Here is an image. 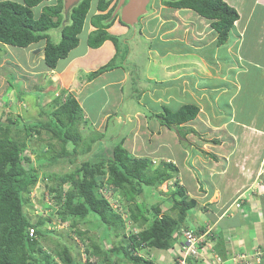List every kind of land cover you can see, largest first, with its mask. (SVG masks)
Listing matches in <instances>:
<instances>
[{
	"label": "crops",
	"instance_id": "obj_1",
	"mask_svg": "<svg viewBox=\"0 0 264 264\" xmlns=\"http://www.w3.org/2000/svg\"><path fill=\"white\" fill-rule=\"evenodd\" d=\"M224 1L237 10L240 19L226 44L220 47L216 45L218 34L212 28L214 21L189 9L166 6L164 0H151V8L153 3L156 4L152 18V21H157L154 27L146 29L151 26L147 24L152 22L148 19L151 17L149 11L142 16L144 21L139 32V22L135 25L123 23L121 11L124 3L116 18L112 15L119 9L113 11L109 21L115 19L114 23L106 30L118 39V44L109 40L100 48L93 49L88 46L89 35L98 30L93 20L96 16L108 14L115 4L112 1L106 12H100L96 9L97 0H93L83 29H87L86 41L83 43L80 40L79 46L67 59L61 60L55 70L46 67L42 76L47 74L51 78L47 83L51 82V85L58 86L59 91L71 92L75 96L83 111L84 125L93 128L103 123L106 129L98 133H105L107 128L109 130L110 120L118 116V108L123 106L125 85L130 81L125 61L118 59L121 42L134 41L137 34L149 37L145 40H150L149 46L153 44V48L148 50L152 61L146 67V80L152 83V87L147 94L144 91L143 96H149L151 100L154 98L161 105L151 110L149 116L143 115L144 121H139L141 144H135L139 130L126 132V135L122 133L121 137L125 139L124 147L131 154L145 153L149 155L145 158H157L160 163L171 162L176 167V174L183 180L189 176L196 177L194 181L197 184H193L186 193L195 205L188 212L183 226L203 231L210 229L215 238L211 240L212 250L209 247L204 250L205 259L193 260L192 264H212L215 254L222 259L221 264H235L231 260L234 256L248 258L258 251L264 253V103L253 110L248 119L238 116L243 110L250 112V109L247 110L250 107L243 108L247 104L239 99L242 93L253 97L264 96V0ZM56 2L49 0L42 3L37 7L39 14L42 8ZM143 28L147 33L143 32ZM131 31L134 35L128 41ZM32 46L16 52L15 57H21L24 64H32L40 56L41 69L45 43L36 48ZM208 48L211 49L207 51ZM223 48L226 49L225 57H222ZM37 50L38 53L35 52ZM29 51L32 53L29 54ZM35 54L38 55L35 57ZM128 57L131 55L128 54ZM113 60L117 68L92 81L87 79V75ZM81 72L86 74V79L77 80ZM221 100L224 102L221 103ZM171 101L181 105L172 110L169 108ZM189 104L199 106L200 113L186 125L195 123L194 128L201 129L205 134L196 131L200 135V145H196L199 150L186 149L185 155H179L176 148L171 151L166 149L173 145L179 147L177 134L162 126L156 114L163 113L166 108L177 111ZM259 114L262 119L258 118ZM122 118L123 115L116 119L118 127H122ZM130 118L132 125L129 128L137 129L138 112L129 114ZM152 121H155L154 125H151ZM151 126L154 128L152 132ZM179 150L184 151L180 147ZM237 203H241V209L236 208ZM182 243L183 239L179 237L171 250H150L149 261L153 264H175V252L177 254ZM261 257V264H264V255ZM259 263L253 260V264Z\"/></svg>",
	"mask_w": 264,
	"mask_h": 264
},
{
	"label": "trees",
	"instance_id": "obj_2",
	"mask_svg": "<svg viewBox=\"0 0 264 264\" xmlns=\"http://www.w3.org/2000/svg\"><path fill=\"white\" fill-rule=\"evenodd\" d=\"M47 1L49 0L0 2V44L27 49L31 45L44 42V64L48 69L55 70L59 62L67 59L79 46L80 35L93 0H83L74 7L69 15V23L64 27V0H57L55 5L42 8L41 14H35L34 9ZM111 3L112 0H97L96 9L106 12ZM163 3L176 9L192 10L199 16L214 21L212 28L218 34L216 42L218 47L226 44L235 23L240 19L237 10L224 0H164ZM113 11L114 9L106 15L94 18L93 22L98 30L89 35L90 48L98 49L109 40L118 44V39L106 31L114 23L115 19L109 21ZM52 30H60L61 39L58 43L50 39L49 32ZM115 68L117 65L113 60L90 73L88 78L92 81ZM66 94L67 91L63 90L60 97L54 99L50 111L42 110V114L47 117L46 121H37L28 125H21L18 121L12 120L9 123H1L0 264H80L75 262L74 254L68 245L62 244L59 250L53 252L47 250L41 241L54 232L45 229V219L32 222L24 208L39 178L32 159L25 153L30 145L27 141L28 136L30 138L37 128H41L61 142V150L50 158L47 165L54 166L59 160H69L74 163L78 158L75 140L84 137L83 111L75 96L67 94L68 98ZM65 96H67L66 100H64ZM199 113V106L189 104L177 111L166 108L163 113L156 114V118L162 126L179 133L184 138L188 133L193 132V129L185 125L193 121ZM23 131L25 136L22 137L20 134ZM104 134H100L102 140H105ZM124 141L125 139L122 138L117 142L113 157L108 160L105 167L104 164L97 168L94 165L84 166L59 178L61 186L67 183L72 186L58 211L63 223L66 222L65 218H93L101 230L103 228L105 231L101 239L113 236V231L126 229L129 223L132 226L138 225L139 229L142 228L140 233H131L128 237L130 240L128 248L105 249L103 245L92 243L85 249L86 261L81 264H126L113 258L115 250L120 252L125 262L129 260L133 264H153L137 252L146 248L148 251L173 249L177 239L182 237L180 230L187 222L188 212L195 205L194 201L185 199L186 189L178 185L175 165L171 162H161L155 167V163L150 158L131 154L124 147ZM88 146L91 148V145ZM40 166H43L42 162ZM106 171L108 177L100 184L96 178L104 177ZM170 181H175L178 187L173 191V196L178 194L184 197L181 201H175L174 198L173 203L168 200V203L174 205L172 208L178 210L176 215L159 213L158 205L149 207L146 206V202L136 203L138 194L144 195L145 190L153 194L154 189ZM103 188L108 191L111 189L110 196L117 202H121L122 197H125L128 204L122 205L121 202L119 208L120 211L124 210L128 214L127 218H123L124 213L116 211L110 202V196L101 191ZM59 190L53 187L49 192L53 195L52 200L56 198L57 203L60 204L62 194ZM132 204H135V207ZM150 214L154 216L153 223L149 228H145L150 222ZM31 230L34 231L32 236ZM212 238L214 239L215 236ZM260 260L263 261V258L261 257ZM190 262L194 263L193 259Z\"/></svg>",
	"mask_w": 264,
	"mask_h": 264
},
{
	"label": "rangeland",
	"instance_id": "obj_3",
	"mask_svg": "<svg viewBox=\"0 0 264 264\" xmlns=\"http://www.w3.org/2000/svg\"><path fill=\"white\" fill-rule=\"evenodd\" d=\"M2 1H7V0H0V2ZM9 1L21 2L22 0H9ZM154 5L156 6V4L153 3L152 8L151 5H149L148 7V11L151 15V17L148 19H150L151 21L152 18H154V13L156 11L153 10V8L155 7ZM34 12L36 15H38L39 9L38 8L35 9ZM64 19L66 22L69 21V19L66 16L64 17ZM142 19L143 17L140 19L137 25L138 27L137 32H139V29L142 28L141 25H143V21H144ZM156 23H157L156 20L149 22L147 25L150 26L151 24V26L149 28L147 27L146 29H150L154 27ZM143 32H146L144 28H143ZM132 35H134V31H131V33H129L128 41L129 38L132 37ZM49 36L53 42L58 43L61 39L60 30L50 31ZM86 38H87V29H85L81 34L80 40L84 43L86 41ZM145 38H149V37H147L146 34L144 35L137 34L136 40L129 42L126 41V44L124 42H121L120 57L118 59L121 61L122 60L125 61L126 64L125 67L128 68L130 81L127 85H125V90H124L125 96L122 103L123 106L118 108L117 111L115 107L111 106L112 109L114 108L113 110L116 111V113H118L119 117L123 115L122 124H121L122 127L117 126L116 119L118 116L116 115L115 119L110 120L111 122L109 123V126H107L109 127V130L107 128V131L104 134V138L106 141L102 140L100 133H98L105 131L106 126L103 123L101 125L100 123L98 125L96 124V127L94 126L93 128L84 125L82 126L84 128L83 139L75 140L77 145L76 146L77 153H78V158L75 160V162L72 163L69 160H59L56 163V165L51 166V165H47V163L49 162L50 158H52L58 151L61 150V142L59 140L54 139L51 133L41 128H37L35 132H33L30 138L29 136L27 137V141L29 142L30 145L28 146V150L25 153L27 154L28 157L32 159L33 166L36 167L38 170L39 178L37 185L30 192L29 202L25 204L24 207L25 212L29 217V219L34 223H36L40 219H45L46 220L45 229L54 232V234H49L48 237L44 238V240L42 239L41 241L42 245L47 250L53 252L56 251V249L59 250L62 244L68 245L69 247H71V251L74 254L75 262H78L80 264L86 261L85 249L88 248V246H90L92 243L97 244L98 246L103 245V248L105 247V249H113L114 247L118 249L123 247L128 248L130 246V242H129L130 240L128 237L131 236V233H136V232L140 233L142 229V228L139 229L138 225L132 226V224L129 223L126 229L113 231L112 232L113 236L107 237V239L106 238L101 239L104 236L105 231L103 228L101 230L98 223L94 221L93 218L75 219L71 217V218H65L66 222L63 223L61 217L58 214V211L61 209V206H63L62 203L65 200L67 191L72 189V186L68 183L63 184L61 186V182L59 178L65 174L74 172L76 168H83L84 166L89 167L91 165H94V167L97 168L104 164L103 167H105L108 160L112 159L114 147L117 144V142L121 140L123 134L126 135V132L131 133L130 131H135V130L140 131L141 129L139 128V121L140 120L144 121L145 115L149 116V114L152 113L151 110L158 109L160 107L161 104L155 102L154 98L153 100H151V97L143 96L144 91L145 94H147L152 87L151 86L152 83L146 80V67L152 61L149 59L150 56L148 54V50L150 48H153L152 47L153 44L152 46H149L151 44L149 43L150 40L148 39L145 40ZM137 40L139 41V44L137 43ZM42 43L44 42H41L39 44H34L32 47L36 48ZM137 48H138V54H136ZM210 49L211 48H208L207 51H209ZM22 51H24L23 48H15L0 44V127H1V123H9L10 120L15 122L18 121L21 125L24 124L28 125L37 121H42V122L46 121L47 117L42 114V110L50 111L51 107L53 106L54 98H57L62 92L61 90L60 92L57 89L58 86L56 87L55 85H51V82L47 83V81L51 79L50 76L48 77V75L46 74L44 77H42L44 71H46L44 60L42 59L43 65L41 69L39 63L41 57L40 56L36 57L38 54L34 55L36 58L34 59L33 63L31 62L32 64H24L25 61L21 59V57H15L17 55L16 52H22ZM35 52L38 53L39 50ZM31 53L32 52L29 51V54ZM128 54L131 55L130 58L129 57L127 58ZM135 54L137 55V57H135ZM225 55H226V49L223 48L222 57H225ZM26 61H28L27 58ZM81 74L82 75L80 76L78 75L77 80H79L82 77L86 79V74L82 72ZM87 79H88V75H87ZM140 86H143V88H140ZM44 92H46V96L44 95ZM67 94L73 95L71 92H68ZM67 96L69 98V95ZM67 96L64 97L65 98L64 100H66ZM239 99L241 100L243 99L242 103L247 104L246 106H243V108H246L248 106L250 107L248 109L246 108L247 110L250 109V112L243 110L238 114L239 117L244 119H248L250 117V114L253 113V110H257L260 107V104L264 103L263 95L260 96L258 95L256 97H253V95L249 96L248 94L242 93L239 96ZM36 101L38 102V104L36 103ZM223 102L224 100H221V103ZM170 105H171L169 107L170 109L176 110L177 108H179L181 103L171 101ZM137 112L139 116V120L135 122V124L137 125V129H131L129 128V126L132 125L130 123V120H132V118L129 119V114L133 115ZM258 118L262 119V116H260L259 114ZM154 123L155 121H152L151 125H154ZM102 126H104V129H101ZM195 126H196L195 123L190 124L188 126L186 125V127L189 129L190 128L195 129L193 130L195 132L188 133L187 136H185L184 138L183 136L179 135V133L175 132L179 139V147L182 148L184 151L181 152L177 145H173L170 148H166L167 151L168 150L171 151L176 148L179 155L180 154L185 155L187 151L186 149L191 151L193 149H198L197 146L200 145L199 144L200 135H198L197 133L199 132L201 133V135L205 133H202L201 129L194 128ZM153 129L154 128L151 126L150 129L151 132L153 131ZM138 133L139 134L136 136L137 138L135 137L136 138L135 144L142 143L141 140H139L142 133L141 131ZM20 136L22 137L25 136V132L23 131L20 134ZM189 136L190 138H188ZM88 145H91V148H89ZM139 155L140 157L149 156L148 154L145 153L137 154V155L136 153L134 154V156L136 157H139ZM39 160L41 161L39 162ZM153 160L157 162L155 163L154 166L158 167L160 165L159 159L154 158ZM41 162L43 164L42 167L40 166ZM107 177L108 174L106 171V175L104 177L102 176L97 177L96 181L101 184L103 183V181H106ZM194 178L189 176L188 178L183 180V178L177 176V180L183 182V183L181 182V184L186 188V191L187 189H190L193 186V184L195 185L197 184L196 181H194ZM174 185L175 184H173L172 182H168L160 187L161 188L160 193H158L160 189L157 190L158 191L157 193L160 196H162L163 199L160 198V196L157 197V194L152 195V192L145 190L144 195L138 194L136 196V203L143 204L142 202H146V206L149 207L153 205L155 206L158 205L157 207L159 209V213L176 215L178 213V210L176 208H172L174 205H171L168 202L170 201L171 203H173L174 198L175 201H181L183 200L184 197L183 195H178V194L173 196V190H171L170 187H174ZM53 187L56 189H60L59 191L62 194V200H61L62 202L60 204L57 203L56 198L52 200L53 195L50 194L49 189ZM101 191L107 196L112 195L111 189L108 191L106 188H103V190ZM185 199H187V201L191 200L187 196V194L185 196ZM110 202L116 208V211H119L120 213H124L123 218H126L128 216V214L125 213L124 210L120 211L119 208V203L121 202L122 205L128 204V202L125 200V197L124 198L122 197L121 202L120 201L117 202L115 199L112 198V196H110ZM165 202L168 203V205H166ZM170 205H171L170 209H167V206ZM132 206L135 207V204L134 205L132 204ZM149 217H150V222L146 224L145 228H149L153 223L154 216L150 214ZM179 250L180 247L178 249V252ZM149 252L150 251H148L146 248V249H140L137 252V254L149 260L150 259V255L148 254ZM175 255H177L176 252ZM113 258L116 261L119 260L121 263L124 262L126 264H133L129 260L128 261L126 260L125 262L124 257H121L120 252L116 250L113 251Z\"/></svg>",
	"mask_w": 264,
	"mask_h": 264
},
{
	"label": "built area",
	"instance_id": "obj_4",
	"mask_svg": "<svg viewBox=\"0 0 264 264\" xmlns=\"http://www.w3.org/2000/svg\"><path fill=\"white\" fill-rule=\"evenodd\" d=\"M237 208H240L241 205L237 204ZM199 229H187L182 227L180 233L183 238V243L180 245V250L177 253V257L175 260V264H192L190 262L191 259L196 260H204V250L209 247L212 250V237L214 236L212 230L208 229L205 231H199ZM34 231L31 230V236ZM261 256H263L262 251H258L255 255L252 256H234L231 260L235 264H253V260L257 262H261ZM222 259L220 256L218 257L216 254L214 255V260L212 264H221Z\"/></svg>",
	"mask_w": 264,
	"mask_h": 264
},
{
	"label": "water",
	"instance_id": "obj_5",
	"mask_svg": "<svg viewBox=\"0 0 264 264\" xmlns=\"http://www.w3.org/2000/svg\"><path fill=\"white\" fill-rule=\"evenodd\" d=\"M83 0H65V11L68 13L72 8L76 7L80 2ZM126 2V3H125ZM151 0H121L119 9L123 6L121 11V20L123 23L127 25H135L139 22L140 17L147 14L148 5L150 4ZM114 13L115 15L118 13Z\"/></svg>",
	"mask_w": 264,
	"mask_h": 264
},
{
	"label": "clouds",
	"instance_id": "obj_6",
	"mask_svg": "<svg viewBox=\"0 0 264 264\" xmlns=\"http://www.w3.org/2000/svg\"><path fill=\"white\" fill-rule=\"evenodd\" d=\"M64 1H65V0H64ZM80 3H81V2H80ZM80 3H79V4H80ZM64 4H65V2H64ZM79 4H78V5H79ZM78 5H77V6H78ZM36 8H37V7H36ZM36 8H35V9H36ZM35 9H34V10H35ZM64 9H65V7H64ZM72 9H73V8H72ZM72 9H71L68 13H66V11L64 10L63 16H64V17L66 16V17L69 19V15H70ZM64 20H65V19H64ZM68 23H69V21H68V22L64 21V22H63V27L66 26V25H68ZM82 32H83V31H82ZM31 46H32V45H31ZM59 96H60V95H59ZM59 96H58V97H59ZM58 97H57V98H58ZM151 160H153V159L151 158ZM153 162H154V163H157L155 160H153ZM156 167H157V166H156ZM177 181H178V180H177ZM170 182H172L173 184H175V181H170ZM167 183H168V182H167ZM178 185L184 187V186L181 184L180 181L178 182ZM177 188H178V187H177L176 185H174V187H170V189L173 190V191L176 190ZM184 188H185V187H184ZM158 189H160L159 192L157 191ZM158 189H155L152 195H156V194H157V197L160 196L158 193L161 192V188H158ZM185 191H186V190H185ZM157 192H158V193H157ZM186 192H187V191H186ZM160 198H162V196H160ZM162 199H163V198H162ZM165 203H166V202H165ZM166 204H168V203H166ZM237 204H240V205H241V203H237ZM237 204H236V205H237ZM236 208H237V207H236ZM241 208H242V205H241L240 208H237V209H241ZM126 218H127V217H126ZM107 241H108V240H107ZM103 244H104V243H103ZM262 253H263V252H262ZM263 255H264V253H263ZM261 261H262V260H261Z\"/></svg>",
	"mask_w": 264,
	"mask_h": 264
},
{
	"label": "flooded vegetation",
	"instance_id": "obj_7",
	"mask_svg": "<svg viewBox=\"0 0 264 264\" xmlns=\"http://www.w3.org/2000/svg\"><path fill=\"white\" fill-rule=\"evenodd\" d=\"M120 2H121V0H115V4H114L113 7H111V9H114V11H115V9H116V10L119 9ZM112 3H113V2H112ZM125 3H126V2H125ZM120 11H121V9H119L118 14H120Z\"/></svg>",
	"mask_w": 264,
	"mask_h": 264
},
{
	"label": "bare ground",
	"instance_id": "obj_8",
	"mask_svg": "<svg viewBox=\"0 0 264 264\" xmlns=\"http://www.w3.org/2000/svg\"><path fill=\"white\" fill-rule=\"evenodd\" d=\"M117 15V14H116ZM112 17H113V15H112ZM116 18V17H115ZM136 234V233H135Z\"/></svg>",
	"mask_w": 264,
	"mask_h": 264
}]
</instances>
